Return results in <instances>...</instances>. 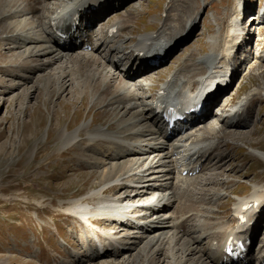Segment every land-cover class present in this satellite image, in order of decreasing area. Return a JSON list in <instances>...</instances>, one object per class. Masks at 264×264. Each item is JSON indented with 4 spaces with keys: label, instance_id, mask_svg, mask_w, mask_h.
I'll return each instance as SVG.
<instances>
[{
    "label": "bare ground",
    "instance_id": "1",
    "mask_svg": "<svg viewBox=\"0 0 264 264\" xmlns=\"http://www.w3.org/2000/svg\"><path fill=\"white\" fill-rule=\"evenodd\" d=\"M96 1L101 3V0L0 1L2 11L0 19L5 21L3 26L13 29L10 35H5L15 43L9 48L12 47L11 49L21 60L17 67L23 68L24 71L18 73L19 69H15L9 72L12 81H14L12 86L14 90L31 81L35 74L43 72L40 75V78L43 79V83H41L43 87L49 86L54 80L59 82L61 92H64L71 85L72 80L81 78L82 71L84 69L88 71L91 67L94 71L93 79L101 82L98 98L93 100L94 105L112 107L115 112H119L113 121H109L110 123H106V125H95L94 127L92 122H84L75 129L62 128L59 135L57 133L58 139L56 140L60 142L57 151L62 152L65 148L71 147L74 152L79 153L81 156L79 158L86 157L90 167H96V165L103 167V171L100 170L103 174V178L100 180L103 181L100 183L104 184L105 182V184L101 185L102 187L99 189L90 190L81 197L73 199L71 204L68 203L70 205L67 208L69 213L84 223L90 231L81 236L82 248L93 255V258L95 256L93 247L98 254L100 253V256L97 255L98 258L120 255L125 258L128 257L125 254L133 251V254L130 253L131 259L125 258L122 260L123 264H137L142 257H154L156 260H151L152 262H161L160 256L164 255V249L168 250L169 257L174 261L178 256L182 257V260H178L177 264H184V261L188 262L189 260L191 261L187 264H233L229 260H224L221 248L230 236L242 237L252 234L253 239L257 238L259 222L261 226L264 216V183H254L252 192L244 197L237 195L236 201L232 205L233 216L237 223L233 228H229L228 224H223L217 229L216 233H218L215 234V237L219 240L211 243L208 257L200 245L209 233L205 230V225L200 224L195 229L202 231L195 242L194 240L190 242L192 238L188 240L186 238L183 242L181 230L175 231L171 227L178 226L190 215L176 216L171 213L168 216L167 212L171 211L170 208L175 209L184 204L185 197L192 189V181L189 177L195 176L191 172H194L198 165L203 167L208 162L205 160L214 152L220 135L226 133L227 129L233 128L231 130L233 131L240 123L250 120V113L254 106L253 101L264 96V81L242 94L237 103L232 105L230 113L222 111L218 115L212 112L214 119L207 118L195 129L185 134L176 133L170 139H167L162 133V126L158 122L162 123L163 119L156 114V109L162 106L163 101L176 102L185 107L187 103L195 100L198 94L203 93L208 85L220 79L221 74L227 68L226 66L231 64L232 52L235 49H240L241 45L238 44L240 34L242 35L246 30L248 33L250 32L249 28L242 27L237 21V17L243 11L242 0H235L232 5L233 10L228 18L225 36L222 39H219L218 35L211 36L209 51L204 55L197 56L192 64L173 71L162 83L156 99L152 100L151 93H144L147 90L151 91V86H153L152 78H143L148 69L147 61L157 51L168 52L179 41L185 39L189 29L191 32L192 28L189 26L195 23L199 11L194 10L193 12L189 7L192 1L185 0V3L178 9L177 16L175 14L174 17H168L167 23H161V19H158L160 22L158 28L155 31L141 34L137 38L139 41L135 46L129 41H126L125 44L117 43L124 30L130 28L137 20L132 15V10L120 12L121 15L118 13L108 21H103L104 18H101V15L110 10L108 6L101 7L89 15L86 28L90 33H81L80 49L75 51L71 50L72 47H62L59 44L61 36L57 33L53 21L60 15L71 17L74 12L90 5L87 4L88 2ZM128 1L130 3L131 0ZM128 1L120 0V4L123 2L127 4ZM42 2L45 5L40 9ZM251 17L253 19L250 26L255 19L259 24L264 21V16L256 17V13H253ZM161 18L163 17L161 16ZM181 18L183 28L179 26ZM9 19L12 21L6 22ZM98 26V29L104 30L105 33L96 45L98 38V29L96 28ZM111 27L117 28L113 35L109 33ZM159 28L162 29L159 30ZM82 36H86L88 39H84ZM122 38L125 39L127 36L124 35ZM102 40L104 44L100 43ZM135 47V56H139L138 58L133 57L134 52L128 56L127 50L129 48L132 50ZM244 51L245 57L241 56V65L247 60V51L246 49ZM171 53L174 54L173 50ZM243 53L241 54L243 55ZM127 56L129 62L125 60ZM259 56L264 62V50ZM55 63L61 64L56 65V68H51ZM130 63V68L126 69ZM121 66L123 67L121 68ZM109 68L120 69L123 75L119 74L115 77L110 73ZM241 69L248 71L249 67L245 66ZM156 70L158 71V69ZM50 71H53L54 79L51 77ZM133 77L139 81L131 83ZM195 84H197L196 87H193ZM33 89L35 88L30 91L26 90L29 91L28 97L34 94ZM14 90H4L3 93H12ZM143 93L144 97L141 98ZM132 97H136L137 100L129 101ZM13 99H17V94L13 93ZM159 102L160 104H158ZM124 109H126L125 113H123ZM153 119L156 120L153 121L155 124L153 123L154 125L151 127ZM80 140L82 143L78 144ZM220 142L222 141L220 140ZM94 144H97L96 147ZM102 144L106 145L105 148L103 147L104 149L101 148ZM250 147L251 154L264 160L263 150ZM211 170L213 171V166ZM185 171L187 174H184ZM217 180L226 182L229 178L226 176ZM118 187L123 190L121 194L106 193L108 189L117 191ZM95 197L97 200L94 201ZM84 199L94 201L95 205H90ZM213 201L215 202L216 199ZM182 207L184 210L187 209L185 204ZM244 218L246 222L242 224ZM98 220L106 221L110 228L105 230L97 222ZM226 222L228 223V220ZM250 222L251 224L245 230ZM152 228L156 230H152ZM113 229L117 230L112 231ZM148 232L150 234L147 235ZM180 241H182V246L179 247L177 243L179 244ZM188 243L189 246H187ZM84 250H77L74 259H67L64 264H75L76 262L78 264ZM135 254H139L141 258L134 256ZM241 264H264V253L260 252L256 255L252 251L248 259Z\"/></svg>",
    "mask_w": 264,
    "mask_h": 264
},
{
    "label": "rangeland",
    "instance_id": "2",
    "mask_svg": "<svg viewBox=\"0 0 264 264\" xmlns=\"http://www.w3.org/2000/svg\"><path fill=\"white\" fill-rule=\"evenodd\" d=\"M191 1L192 3L189 5L191 10L193 12L194 10L199 11L197 19L195 23L189 26L192 28L191 32L190 29L188 30L189 37L178 43L177 52L172 57L173 59L171 58L172 61L166 66L160 67L158 72L153 73L155 81L152 77L153 86H151V91L144 92L146 94L151 93V100L156 99L162 83L173 71L187 64H192L197 56L204 55L209 51L211 36L218 35L219 39H222L227 32L228 18L232 13V5L235 0ZM252 1L257 5L259 0L241 1L243 5L242 14H245V8L252 6ZM184 3L185 0H135V2L131 0L130 3L128 1L125 5L127 8L123 12L132 10L131 13L137 20L130 28L124 30L117 43L122 42L125 44L126 41H129L130 44L136 46L139 41L137 38L141 34L148 33V31H143L145 28L147 30L154 29L153 31H155L160 24L158 19H161V23H167V18L174 17L175 14L177 16L178 9ZM44 5L45 3L42 2L40 9ZM0 12H2L1 9ZM252 13L253 11L246 13V17L251 16ZM241 15L237 17V21L241 26L243 22H251L249 19L242 21L243 16L241 17ZM141 20L145 24L140 23ZM10 21L12 20H6V22ZM3 22L5 21L1 18L0 264H64L65 260L74 259L77 250H84L81 236L90 232L88 227L69 213L67 208L73 199L81 197L90 190L101 188V185H104L105 182L104 184L100 183L103 181L100 180L103 178V174H101L103 167L98 165L90 167L86 157L79 158L81 157L79 153L74 152L71 147L65 148L62 152L57 151L60 143L56 140L58 139L57 136L62 128L67 129L68 127L72 130L84 122H92L94 127L95 125H106V123H110L109 121L112 122L119 112H115L112 107L94 105L93 100L98 98L101 82L93 79L92 74L94 71L91 67L88 71L85 69L82 71L81 78L72 80L71 85L64 92H61L59 82L54 80L49 86L43 87L41 84L43 79L40 78L43 72L35 74L31 81L14 90L12 87L14 81H12L9 72L19 69L17 65L21 63V60L15 54V51L11 49L12 47L9 48L15 43L8 36H5L10 35L13 29L3 26ZM263 22L261 24L257 22V24L255 19L251 26L248 24L251 35L248 37L247 43H243L239 52L242 53L246 49V65L249 66V70H246L247 72L237 79L235 88L228 95V98L232 97V100L227 104V109H231L242 94L264 81V62L259 56L264 50ZM179 26H183L182 18L179 21ZM98 28L99 26L96 29ZM97 32L96 45L105 31L98 29ZM124 35L127 38H122ZM100 43L104 44L103 40ZM135 50L136 47L132 50L129 48L127 50L129 52L128 56H131L134 52L133 57L138 58L139 56H135ZM128 56L125 59L126 62H129ZM239 56L241 54L238 53L237 57ZM122 60L124 61V58ZM58 64L61 63H55L51 68H56L55 66ZM130 66L131 63L127 65L126 69H129ZM109 70L113 74L111 72L112 68H109ZM134 70L136 72V69ZM17 72L23 73V68H20ZM119 72L120 75H123L120 69ZM50 73L54 79L53 71H50ZM150 75L148 77L147 75L143 76V78H150ZM137 81L139 80L132 78L131 83ZM196 85L193 87H196ZM113 86L116 87L117 85ZM32 88L36 90L33 89L34 94L28 97V92ZM8 89H12L14 92L3 93L4 90ZM13 93L17 94L16 100L13 99ZM144 93L141 98L144 97ZM135 100H137L136 97H132L129 101ZM253 105L250 120L240 123L233 131H231L233 128H229L226 133L221 134L214 152L205 160V162H208L203 165L197 176L189 177L192 181L193 190H191L193 192L188 191L189 193L183 201L187 209H183V204L175 209L170 208L171 211L167 212L168 216L171 213L176 216L190 215L178 226L171 227L175 231L181 230L183 242L186 238L187 240L192 238L190 242L193 240L195 242L202 233L201 230L197 229L196 231L195 229L200 224L205 225V230L209 233L207 236L205 235V241L203 240L200 245L205 250L204 253L207 257L210 254V247L213 242L219 240L215 237V234L218 233H216L217 229L223 224H228L229 228H233L237 223L232 211V205L236 201L237 195L244 197L252 192L254 183H264V160L251 154L249 150L252 146L264 151V96L255 99ZM125 112L126 109L123 110V113ZM155 120H152L151 127L155 124L153 122ZM81 143L80 140L78 144ZM94 145L96 147L97 144ZM103 147L105 148L106 145L102 144L101 148ZM212 166L213 171L211 170ZM101 169L102 171H100ZM226 176L229 178L226 182L217 180ZM115 191L108 189L106 193L119 195L123 192L119 187ZM218 193L221 195L218 196ZM213 199H216V201L214 202ZM89 200L84 199L90 205H95L94 201L97 199L95 197L94 201ZM188 203L192 205L190 206ZM226 220H228V223ZM99 221L97 222L105 230L108 227L110 228L109 223L106 221ZM261 224L255 241L256 245L253 247L256 255L260 252L264 253V216ZM82 227L83 229H81ZM116 230L113 229L112 231ZM152 230L156 229L152 228ZM148 237L150 238V236ZM181 243L182 241L179 244L177 243V246H182ZM187 246H189V243ZM93 251L94 258L93 255L84 250L78 264H123L122 260L125 258L130 260L131 254H133V251H129V254H125L128 257L125 258L122 255L98 258L100 253L98 254L94 247ZM163 254L160 256L161 262L155 263L151 261L156 260L154 257L141 258L139 254L134 256L141 258L137 264H177L178 260H182L181 256H178L179 258L177 257L176 261L172 260L167 249L163 250ZM188 262L184 261V264Z\"/></svg>",
    "mask_w": 264,
    "mask_h": 264
}]
</instances>
